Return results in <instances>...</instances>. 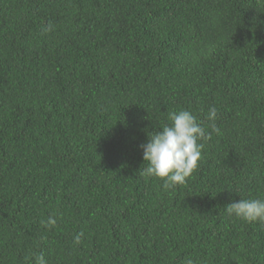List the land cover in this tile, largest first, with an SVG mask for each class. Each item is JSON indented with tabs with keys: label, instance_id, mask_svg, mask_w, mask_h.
Here are the masks:
<instances>
[{
	"label": "trees",
	"instance_id": "1",
	"mask_svg": "<svg viewBox=\"0 0 264 264\" xmlns=\"http://www.w3.org/2000/svg\"><path fill=\"white\" fill-rule=\"evenodd\" d=\"M180 109L210 135L165 189L140 145ZM240 198H264V0H0V264H264Z\"/></svg>",
	"mask_w": 264,
	"mask_h": 264
},
{
	"label": "clouds",
	"instance_id": "2",
	"mask_svg": "<svg viewBox=\"0 0 264 264\" xmlns=\"http://www.w3.org/2000/svg\"><path fill=\"white\" fill-rule=\"evenodd\" d=\"M53 26L48 24L42 29L47 33L52 31ZM218 110L215 106L210 107L207 119L212 121V131L219 132L216 126ZM168 123L162 125L160 130L148 134V139L140 145L143 152V163L146 167L140 169L147 177H157L163 181L165 189L184 184L186 179L198 167L201 159L203 144L201 140L207 139L205 127L198 121L197 116L189 109H180L168 113ZM228 216L240 218L245 222H259L264 224V198H240L226 205ZM45 226H54L56 219L49 217L42 221ZM83 233L74 237L79 243ZM33 264H48L43 253L35 255ZM182 264H197L196 260L186 257Z\"/></svg>",
	"mask_w": 264,
	"mask_h": 264
}]
</instances>
